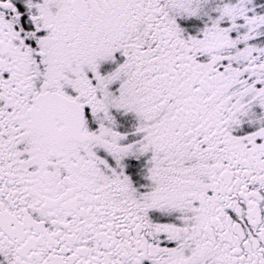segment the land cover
I'll return each mask as SVG.
<instances>
[{
    "label": "snow or ice",
    "instance_id": "snow-or-ice-1",
    "mask_svg": "<svg viewBox=\"0 0 264 264\" xmlns=\"http://www.w3.org/2000/svg\"><path fill=\"white\" fill-rule=\"evenodd\" d=\"M0 264H264V0H0Z\"/></svg>",
    "mask_w": 264,
    "mask_h": 264
}]
</instances>
